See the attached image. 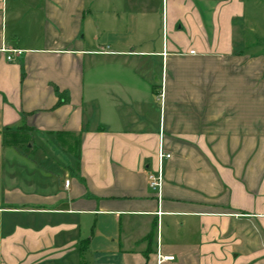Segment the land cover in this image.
<instances>
[{"label": "crops", "instance_id": "0c3cea01", "mask_svg": "<svg viewBox=\"0 0 264 264\" xmlns=\"http://www.w3.org/2000/svg\"><path fill=\"white\" fill-rule=\"evenodd\" d=\"M242 14L0 0V264H79L83 240L86 264H264V57L235 46ZM22 127L24 149L3 143Z\"/></svg>", "mask_w": 264, "mask_h": 264}, {"label": "rangeland", "instance_id": "374dc122", "mask_svg": "<svg viewBox=\"0 0 264 264\" xmlns=\"http://www.w3.org/2000/svg\"><path fill=\"white\" fill-rule=\"evenodd\" d=\"M240 2L243 6V14L235 20L236 30L239 33H235L234 44L251 58H255L257 54L264 57V0H240ZM91 7L88 6L89 9ZM30 155L35 159L48 157L41 156V152L36 149ZM64 157L65 155L61 159Z\"/></svg>", "mask_w": 264, "mask_h": 264}, {"label": "trees", "instance_id": "16d2710c", "mask_svg": "<svg viewBox=\"0 0 264 264\" xmlns=\"http://www.w3.org/2000/svg\"><path fill=\"white\" fill-rule=\"evenodd\" d=\"M56 141L60 143L63 149L72 155L78 156V138L71 134H56ZM31 133L29 129L19 128L14 131H6L3 134V143L5 145L13 146L15 148L24 149L28 143L31 142ZM87 249V240H83L79 244V264L85 263V251Z\"/></svg>", "mask_w": 264, "mask_h": 264}, {"label": "built area", "instance_id": "2783aa9c", "mask_svg": "<svg viewBox=\"0 0 264 264\" xmlns=\"http://www.w3.org/2000/svg\"><path fill=\"white\" fill-rule=\"evenodd\" d=\"M20 51H11L10 54H20ZM191 54H193V52H190ZM7 60H11V56H7ZM170 155L165 154L162 150H159V155H158V160H159V164H158V168L155 172L149 174L148 176V185L149 188L157 195V197H160V192H161V188L163 185V173H162V161L164 159H169ZM68 185V181H65V186ZM173 257H162L160 255L157 254V261L160 264L161 262L164 261H172Z\"/></svg>", "mask_w": 264, "mask_h": 264}]
</instances>
